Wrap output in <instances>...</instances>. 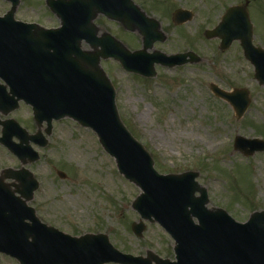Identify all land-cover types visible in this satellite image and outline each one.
Here are the masks:
<instances>
[{
  "label": "water",
  "instance_id": "obj_1",
  "mask_svg": "<svg viewBox=\"0 0 264 264\" xmlns=\"http://www.w3.org/2000/svg\"><path fill=\"white\" fill-rule=\"evenodd\" d=\"M10 1L13 7L0 16V77L6 82L0 84V108L8 114L24 100L33 107L38 130L31 134L15 119L0 120V142L23 163L19 169L5 168L0 174V252L17 258L20 264H264V210L238 222L223 208L207 207L208 194L196 180L198 171L160 173L151 152L121 118L115 86L101 65L103 58L113 57L127 71L152 77L155 63L174 66L197 61L199 56L191 51L169 55L155 49L150 53L154 41L165 35L160 23L132 0H47L62 20L57 29L15 20L20 0ZM99 12L130 30L139 28L143 47L130 50L109 33L99 35L94 23ZM189 14L188 10L183 14L178 10L175 20L179 16L189 19ZM206 36L220 37L222 50L239 40L255 65V77L264 84V49L253 44V24L246 4L230 6ZM84 39L92 49H83ZM211 88L230 102L237 118L243 115L250 103L247 88L227 91L215 83ZM64 117L92 129L120 173L141 187L143 192L133 207L142 218L158 221L174 238L175 261L152 250L146 256L122 252L107 233L68 234L43 222L28 205L37 180L25 164L40 157L31 143L47 145L43 122H47L45 131L50 134L53 119ZM13 136L20 141H14ZM235 147L252 154L264 150V141L237 135ZM7 178L15 181L7 182ZM144 229L142 219L133 223L137 235Z\"/></svg>",
  "mask_w": 264,
  "mask_h": 264
},
{
  "label": "rangeland",
  "instance_id": "obj_2",
  "mask_svg": "<svg viewBox=\"0 0 264 264\" xmlns=\"http://www.w3.org/2000/svg\"><path fill=\"white\" fill-rule=\"evenodd\" d=\"M186 1L198 12V18L190 23L192 33L177 36L170 45L156 43V48L171 53L179 39L187 38L189 42L201 38L200 30L213 27L228 5L238 0ZM258 1L250 5L257 24L255 43L264 47V0ZM171 2L174 5L180 0ZM10 5L0 0V14ZM16 17L46 26L59 24L45 0H22ZM101 21L131 49L141 46V35L140 40L136 39L118 23ZM203 39L194 45L185 44L195 47L204 59L200 64L177 69L158 67V76L150 79L127 72L114 59H105L102 65L116 86L122 118L151 151L158 171L198 170L199 182L209 190L210 205L224 207L237 220H245L253 210L264 209V152L244 156L234 150V138L238 134L264 138V86L255 79L254 67L244 57L238 41L222 51L218 38ZM260 39L263 43L258 42ZM185 45L180 44L179 49ZM212 82L225 89H250L251 103L243 118L237 119L232 106L213 94ZM13 115L30 132L35 131L30 107L22 105ZM50 137L46 148L35 146L41 151V160L28 166L41 183L33 205L43 221L72 234L106 232L124 252L146 254L152 249L162 257L175 258L174 240L158 222L145 220L143 234L133 232L132 223L141 218L133 201L142 190L118 172L114 158L91 130L63 119L54 121ZM19 165V160L0 145V170ZM57 169L65 171L67 177L62 179ZM1 264L19 263L1 254Z\"/></svg>",
  "mask_w": 264,
  "mask_h": 264
},
{
  "label": "flooded vegetation",
  "instance_id": "obj_3",
  "mask_svg": "<svg viewBox=\"0 0 264 264\" xmlns=\"http://www.w3.org/2000/svg\"><path fill=\"white\" fill-rule=\"evenodd\" d=\"M134 1L140 7H142L148 15L155 17L159 20V22L161 24V28L163 29V31L166 34V39L164 41H156L155 44L156 43H160L162 45L164 43H169V45L172 44L177 39L176 38L177 36H183V35L187 34V32H190V28H191L190 23L195 22L193 20L198 18V12H195V10H194L195 14H194L193 18L186 21V22H179L180 20L174 19V12L177 9H179V8H185V9L190 8V6L187 4L186 0H180V3L175 2L174 5L172 4L171 0H154L155 3H152V0H148L147 8L145 7V4H146V3H144L145 0H134ZM245 1H247V0H244V1L238 0L235 3L245 2ZM249 1H250V3H249ZM252 1L253 0H248V4H249L248 7H249V10L251 13V17H252V7L250 4ZM260 1H262V0H260ZM260 1H258V2H260ZM175 5H176V7H175ZM105 19H107L106 16H104L103 14H98L96 17V23L101 27L102 30L108 31V28L106 27V25L101 21V20L104 21ZM200 19L201 18H199V20ZM200 21H203V20H200ZM111 22H113V21H111ZM114 23H117V22H114ZM166 23H168V24L166 25ZM254 25L255 26L257 25L255 21H254ZM119 26L123 29L124 32L130 33L131 35L134 34V38L137 36L140 40L141 36H140L139 30H128L125 27L123 28L120 24H119ZM208 28H210V26ZM200 31H202L201 34H199V35H201V38H199V36H198L195 40H190L189 42H188L187 38L179 39V43L174 47L175 50H172L171 53L172 52H183V51H187V50H193L194 52H196L194 50L195 47L186 46L185 44L188 43L190 45H194V44H197L200 41V39H203V37L205 36V30L203 31V29H202ZM191 33H192V31L189 34H191ZM257 36H258V33H256V31H255L254 43H255V38H257ZM137 37H136V39H137ZM207 39H209V38H207ZM141 40H142V38H141ZM258 42L263 43V40L260 39ZM180 44L185 45L186 48H184L183 50L179 49ZM255 44L257 46H261L257 43H255ZM251 65H252V63H251ZM0 131H1V126H0Z\"/></svg>",
  "mask_w": 264,
  "mask_h": 264
},
{
  "label": "bare ground",
  "instance_id": "obj_4",
  "mask_svg": "<svg viewBox=\"0 0 264 264\" xmlns=\"http://www.w3.org/2000/svg\"><path fill=\"white\" fill-rule=\"evenodd\" d=\"M18 187H22V185H19Z\"/></svg>",
  "mask_w": 264,
  "mask_h": 264
}]
</instances>
